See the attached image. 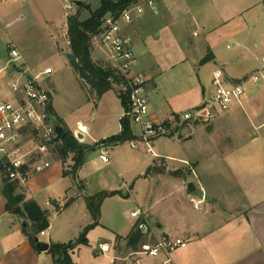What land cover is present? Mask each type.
<instances>
[{
  "label": "crops",
  "instance_id": "crops-1",
  "mask_svg": "<svg viewBox=\"0 0 264 264\" xmlns=\"http://www.w3.org/2000/svg\"><path fill=\"white\" fill-rule=\"evenodd\" d=\"M100 3L101 0L99 6ZM143 18H136L140 21L135 23L134 19L125 26L123 34L130 38V46L136 56L130 75L140 76L146 81L148 115L156 121H171L180 113L175 112L177 108H171L166 99L156 102V97L149 93L152 78L137 67L138 55L147 45L145 32L152 33L161 45L160 40L163 39L179 41L181 29L193 26L191 37L195 38L194 41L186 45V56L183 54V59L174 62L176 65L199 66L202 73L210 69L212 74L209 82L199 80L198 91L195 90L184 112L199 107L212 97L214 91L209 96L205 94L207 88H214L213 73L216 70L222 72V85L232 87L261 68V59L264 58V0H169L160 5V12L155 18ZM98 51L99 45L94 44L96 56ZM206 57L210 60L202 63ZM1 71L0 79L5 77ZM52 100L51 97L53 111L61 119ZM261 102H264V89L258 93L250 89L245 91L240 103L233 104L211 123H184L179 128L172 123L176 129L169 137L178 141L183 150L181 169L160 170V166L156 165L150 167L154 171L145 173L164 179L163 198H168L162 215L151 214L150 207L138 210L145 212L144 218L152 231L149 242L164 235L180 237L188 242L184 249L172 254L174 264H264V106ZM123 104L126 107V103ZM245 118L250 119H247L248 125H243ZM133 126L130 125V128L136 136L139 128ZM72 134L83 133L79 127ZM233 136L238 139L234 140ZM150 155L156 157L155 152ZM50 156L59 160L53 152L47 160ZM59 162V175L49 176V167L33 179L28 177L19 184L26 198L35 201L45 212L43 206H49L52 200L48 196L42 205L41 196L61 178L71 177L64 175V167ZM44 176L46 179L40 180ZM189 183L194 185L195 192L187 191ZM2 189L0 175V264H40V252L35 250L22 227V222L26 220L5 210ZM192 198L202 199L199 209H194L190 201ZM69 200L75 198L71 196ZM53 205L56 210L60 209L55 202ZM80 221L86 220L82 218ZM26 223L28 227L29 222ZM83 225L80 224L79 229ZM44 236L46 233L41 237ZM125 237L117 239L120 251L114 252L119 255L128 253V257H133L131 254L135 251L127 247ZM122 239L124 245L120 246ZM99 246L109 248L105 252L100 250L101 253L110 251L105 243ZM162 258L133 257L138 264H158ZM112 259L116 260V257Z\"/></svg>",
  "mask_w": 264,
  "mask_h": 264
},
{
  "label": "rangeland",
  "instance_id": "rangeland-1",
  "mask_svg": "<svg viewBox=\"0 0 264 264\" xmlns=\"http://www.w3.org/2000/svg\"><path fill=\"white\" fill-rule=\"evenodd\" d=\"M99 2L100 0H82L83 5L90 9L80 10V19H86L90 11L99 6ZM19 15L24 18L17 20ZM144 17L155 18L149 13ZM0 21V69L5 68L8 61L5 50L8 44L14 45L19 51L22 57L21 67L28 74L36 75L46 68L51 69L52 73L42 76L40 83L51 93L52 105L64 123L55 115L61 121L65 132L72 133L78 129V125L85 127L82 139L73 136L80 145L89 148L85 152L82 166L76 172L77 178L59 176L61 179L57 184L41 196L42 205L48 196L52 201L49 206H43L48 212L49 228L44 231L46 236L38 235L39 241L49 245L75 244L85 232L87 244L75 248L72 254L75 264H138L133 257H128V253L119 255L114 252L120 251L116 245L117 239L125 237L130 226L135 224V219L131 217L132 212L150 207L151 214H163L168 202V198H163L164 179L145 173L148 168L156 165L160 166V170L181 169L180 159L184 155L179 142L172 141L169 136L156 139L152 148L156 157L150 155L142 144H138L137 149L132 148L131 141L122 142L116 147L109 145V139L120 133V120L126 111L123 104L125 99L120 98L113 90L95 97L81 83L72 63L64 56L67 51L70 53L62 38L66 18L57 0H10L0 3ZM134 21L137 23L140 20ZM7 24L9 27L4 29ZM192 30L193 26H186L181 29L179 41L163 39L160 40L161 45H158L152 33L145 32L147 45L143 53L138 55L137 67L152 78L150 95L156 97L157 103L166 99L171 108L174 106L177 108L175 112L180 114L188 109L195 90L198 91L199 80L203 83L209 82L212 74L210 69L202 73L199 72V66L176 65L174 62L184 58L186 45L194 41L195 38L191 37ZM90 43L93 63L107 68L108 64L101 52L98 51L96 56L94 43L92 40ZM10 72L9 68L1 71V75L5 77L0 79V101L10 98L7 84L15 76L14 72ZM250 89L255 93L264 89V76L256 84L247 81L245 91ZM206 90L205 95L209 96L214 88L210 86ZM261 106H264V102H261ZM249 118H245L243 125H248ZM233 139L238 137L233 136ZM101 150L107 152L108 163L98 159ZM52 152L54 156L57 155L54 148ZM47 161L51 167L49 176L55 173L59 175V160L50 156ZM67 163L72 165L69 159ZM40 174L28 177L33 179ZM45 177L40 180L46 179ZM21 191L24 192L23 189ZM99 192L116 194L101 201L98 214L93 218L87 208L86 199ZM71 196L75 200L70 201ZM54 202L60 207L59 210L54 208ZM188 207L191 208V204ZM82 218L86 221H80ZM82 223L84 225L79 229ZM123 241H120V246L124 245ZM102 243L110 247L109 252L101 253L99 245ZM124 257L127 259L123 260ZM40 264H53L51 255L47 252L40 253Z\"/></svg>",
  "mask_w": 264,
  "mask_h": 264
},
{
  "label": "built area",
  "instance_id": "built-area-1",
  "mask_svg": "<svg viewBox=\"0 0 264 264\" xmlns=\"http://www.w3.org/2000/svg\"><path fill=\"white\" fill-rule=\"evenodd\" d=\"M10 0H0L5 3ZM62 8L66 22L63 26L62 38L67 47L70 46L68 36V18L73 16L77 9V2L82 0H57ZM169 0H137L130 3L118 14H106L102 19L98 34L92 37L94 44L99 45L100 52L117 78L111 79L112 90L124 98L126 111L124 119L131 121L139 128V132L131 146L138 148V144L153 154V142L164 136L171 135L176 127L184 123H211L219 114L227 111L235 103H240L245 93V84L250 81L256 84L264 76V58L261 59V68L248 78L240 81L232 87H225L221 83L222 72L216 70L213 73L214 93L210 99L204 101L199 107L173 116L171 121H156L148 115V99L146 97V81L140 76H131L130 72L136 63V56L130 46V38L123 34L124 27L131 24L136 18L149 13L156 16L160 12V5ZM19 15L17 20H22ZM1 24V21H0ZM9 24L4 26L7 29ZM8 61L5 68L15 73L13 79L7 84L10 90V98L0 101V165L5 169L9 181L23 183L29 175L44 172L49 163L47 157L57 144L55 132L56 117L50 111L51 93L41 85L42 76L52 73L47 68L43 72L28 74L21 66L22 57L14 45H6ZM17 63L20 65L17 66ZM2 69H0L1 71ZM82 132V131H81ZM83 133V132H82ZM99 160L108 163L107 152L101 150ZM194 209H199L202 199H190ZM135 219L136 229L141 233L139 249L131 254L136 257L158 258L163 257L158 264H174L172 254L184 249L187 241L180 237L164 235L155 238L153 236L144 213L135 211L131 213ZM40 232L39 236H43ZM105 252L104 247H100Z\"/></svg>",
  "mask_w": 264,
  "mask_h": 264
},
{
  "label": "trees",
  "instance_id": "trees-1",
  "mask_svg": "<svg viewBox=\"0 0 264 264\" xmlns=\"http://www.w3.org/2000/svg\"><path fill=\"white\" fill-rule=\"evenodd\" d=\"M134 1L137 0H118L117 2L101 0L100 6L95 11H90L89 16L84 20L80 19V10L85 8L89 10V8L81 3L76 13L68 18L69 50L74 56V61L71 63L81 83L84 84L88 88V92L95 97H99L112 90L109 80L110 78L115 79L117 77L111 69L103 68L93 63L91 59L90 43L92 37L98 34L101 19L106 14L112 13L116 15ZM209 60L210 58L206 57L202 63H206ZM49 109L52 114L55 115L52 106H50ZM56 124L61 126V121L57 117ZM135 137L136 136L132 134L130 122L127 119L121 118L120 133L109 139V145L115 146L122 142L134 140ZM88 149L89 148L80 145L72 133L66 132L64 139L57 141L54 151L64 167V175H70L74 179L77 178L76 172L82 166L85 152ZM68 159L72 163L71 166L67 165ZM152 171H154V168L148 169L147 173ZM0 174L3 183L2 194L5 199V210L29 222V226H26L23 230L35 250L39 252L35 247L33 237L49 228L48 213L43 211L35 201L26 198L17 181H9L2 165H0ZM18 191L20 193H17ZM111 195H113V193L108 194L101 192L86 199L87 208L93 218H96L98 214L101 201ZM85 235L84 232L75 244L50 245L47 253L51 255L53 264H75L72 260V254L75 248L87 244ZM141 236L140 231L136 229V224H134L125 237L127 247L136 251L142 240Z\"/></svg>",
  "mask_w": 264,
  "mask_h": 264
},
{
  "label": "water",
  "instance_id": "water-1",
  "mask_svg": "<svg viewBox=\"0 0 264 264\" xmlns=\"http://www.w3.org/2000/svg\"><path fill=\"white\" fill-rule=\"evenodd\" d=\"M76 4H77V6L79 7V6L81 5V2H77ZM64 56L67 58V60H68L69 62H73V61H74V56H73L71 53H64ZM55 132H56V134H57V137H56V140H57V141H61V140L64 139V137H65V135H66V132H65V130L63 129L62 126H60V125H56V126H55ZM76 138H77V139H82V135H81V134H78ZM186 188H187V191H188L189 193H193V192H195V187H194V185H193L192 183H189V184L187 185ZM26 225H27L26 221H23V222H22V227L25 228ZM33 242H34V244H35L36 249H37L40 253L47 252V251L49 250V244L40 242V241L38 240V237H37V236H34V237H33Z\"/></svg>",
  "mask_w": 264,
  "mask_h": 264
},
{
  "label": "bare ground",
  "instance_id": "bare-ground-1",
  "mask_svg": "<svg viewBox=\"0 0 264 264\" xmlns=\"http://www.w3.org/2000/svg\"><path fill=\"white\" fill-rule=\"evenodd\" d=\"M80 127V131H82L83 133L85 132V128L83 126H78V128ZM105 251H107V247L104 246Z\"/></svg>",
  "mask_w": 264,
  "mask_h": 264
}]
</instances>
